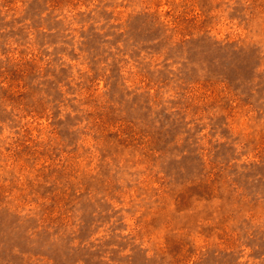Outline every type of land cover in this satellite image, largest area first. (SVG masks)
I'll list each match as a JSON object with an SVG mask.
<instances>
[{"label": "rangeland", "instance_id": "rangeland-1", "mask_svg": "<svg viewBox=\"0 0 264 264\" xmlns=\"http://www.w3.org/2000/svg\"><path fill=\"white\" fill-rule=\"evenodd\" d=\"M0 264H264V0H0Z\"/></svg>", "mask_w": 264, "mask_h": 264}]
</instances>
